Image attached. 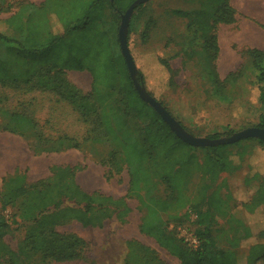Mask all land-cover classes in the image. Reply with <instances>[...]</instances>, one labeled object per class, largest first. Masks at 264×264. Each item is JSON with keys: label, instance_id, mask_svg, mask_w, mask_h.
Segmentation results:
<instances>
[{"label": "trees", "instance_id": "16d2710c", "mask_svg": "<svg viewBox=\"0 0 264 264\" xmlns=\"http://www.w3.org/2000/svg\"><path fill=\"white\" fill-rule=\"evenodd\" d=\"M69 1L71 0L55 1L54 11L57 5L60 6L64 21L59 23L63 28L60 33L54 31L51 15L46 18L45 10L38 13L37 20L29 16L28 21L22 25L25 43L0 33V43L6 51L0 53V87H19L22 84L30 86L37 80L38 87L54 93L60 101L68 103L85 124H94L92 133L90 132L83 140L84 144L98 140L100 138L98 130L112 123L110 131L116 134L120 142L121 154L117 156L111 153L110 159L107 162L103 161L102 164L116 166L118 173L128 170L130 174L128 195L137 197L143 211L141 233L155 239L160 247L176 257L181 264H264V242H256L243 253H238L233 250H220L213 234L216 215L226 213L229 205L237 202L232 192V181L243 170L246 172L242 179V189L251 192V195L242 207L252 216L256 215L258 209L264 211V172L251 173L250 160L256 149L252 148L249 151L246 146L239 145L238 150L233 151L232 147L241 141L231 146L192 147L178 138L161 116L140 98L121 50L117 48L119 41L106 29L108 20L105 13L109 8L116 15L120 14L121 18L136 0H114L113 3L112 0H80L79 5L72 3L67 10ZM214 1L217 4L214 8L206 7L191 12L177 10L175 15L187 20L189 44L194 45L199 39L203 42L208 58L209 76L213 84V96L227 102L230 110L241 107L246 112L245 117H249L251 115L247 113L252 114L253 108L248 110L243 100L232 99L228 91L231 85L245 76L244 68L240 67L222 80L216 66L220 54L217 29L220 25L235 24L237 11L231 0ZM4 3L5 0H0V7ZM143 8L144 6H138L135 13L142 15ZM40 9L43 7H39L38 11ZM52 13L55 12H50ZM195 13L198 14L196 18ZM137 15L131 20L129 35ZM200 16L206 17V23ZM153 25L152 20L145 23L142 32L143 45L150 41L155 28ZM35 34L42 36L38 42L33 39ZM140 48L144 51L150 50L144 46ZM130 51L139 71L138 80L150 95L159 101L150 91L147 76L136 59L138 57L136 51L142 52L131 47ZM65 53L71 60H76L79 56L78 63L89 61V65L81 64L76 68L66 66L60 62V56ZM245 54L252 64L253 83L258 89L259 103L263 110L256 127L264 129V50L248 48ZM50 55L60 59L47 63L49 61L47 57ZM9 57L11 61H8ZM158 62L168 69L173 76L171 82H174L175 72L170 67L169 59L158 55ZM37 64L40 65L38 68ZM68 71H88L93 78L92 91L85 92L72 83L67 78ZM101 90L110 94H100ZM102 96L115 98L116 103L113 104H117L119 119L135 129L136 138L126 141L120 137L124 135V131L115 125L116 122L108 118L103 119L106 105L103 107L99 102ZM1 102L3 101L0 99ZM159 102L164 106L161 101ZM169 113L172 115L170 111ZM11 118L15 125L8 130L13 133L23 135L24 132L36 127L34 119L24 113H12ZM180 124L190 132L181 122ZM230 135L232 133L213 134L208 137L218 139ZM59 140L60 145H66L67 149L81 148V142L74 138L62 137ZM250 140L253 139L242 141ZM257 140V148L261 147L264 150V142ZM143 164L148 165L151 180L166 187V194L149 192L146 186L149 180L133 174V171ZM80 169L79 166L72 168L55 165L50 169V177L35 184L27 183L25 177L21 175L9 177L8 180L2 179L0 264L73 262L103 264L100 258L94 256L90 242L76 234L60 233L57 227L77 221L83 227L102 228L107 220H124L130 213V208L125 199H114L97 191L90 193L83 190L77 182V172ZM108 178H111L110 173ZM196 178L201 182V194L198 202L194 204L188 193ZM143 191L146 192L145 195L142 194ZM8 207L14 209L11 216L14 223L23 220L30 224V233L20 244L19 253L12 250L5 241L10 224L4 219L2 212ZM170 211L184 212L185 217L196 226L194 235L199 240L197 249H192L184 240L171 234L169 221L164 217ZM242 223L240 231L242 235L231 242L233 248H241L243 241L254 236L253 228L251 229L247 223ZM124 246L125 251L120 264H165L155 249L137 240H127ZM35 254L41 255L40 261L29 262V257Z\"/></svg>", "mask_w": 264, "mask_h": 264}, {"label": "rangeland", "instance_id": "374dc122", "mask_svg": "<svg viewBox=\"0 0 264 264\" xmlns=\"http://www.w3.org/2000/svg\"><path fill=\"white\" fill-rule=\"evenodd\" d=\"M55 1L57 0L47 2L46 0H5L3 6L0 7V33L25 43L22 25L28 21L29 16L37 20L38 13L43 10H45L46 18L51 15L54 31L60 33L63 28L59 23L64 21L60 6L57 5L54 11ZM79 1H69L67 10L70 9L72 3L79 5ZM231 4L237 11V22L233 25H220L217 29L220 47L216 64L217 73L223 80L229 73L240 67L244 68L245 76L236 84L231 85L228 91L232 99L243 100L248 110L253 108L252 114L247 113L251 115L249 117H245L246 112L241 107L230 110L227 102H222L213 96V84L209 76L208 58L203 42L199 39L194 45L189 44L190 34L186 32L187 20L175 15L177 10L191 12L206 7L214 8L217 6L214 0H150L142 5L144 6L142 15L134 13L137 17L132 23V32L128 35L129 46L142 52L136 51L138 55L136 59L147 76L150 91L178 121L197 137L233 134L256 127L263 111L259 103L258 89L253 83L252 64L245 50L248 48L264 50V0H231ZM41 6L43 9L38 11ZM52 11L55 13L50 14ZM105 13L108 20L106 29L119 41L120 14L116 15L109 8ZM197 15L195 13L194 17L196 18ZM200 19L205 23L207 21L205 16H200ZM150 20L155 28H153L150 41L147 45H143L142 32L145 23ZM41 38L42 36L38 34L33 37L35 42ZM119 46L118 42L117 48L120 50ZM143 46L154 48L152 58L147 55L148 52L140 48ZM5 52L0 43V53ZM158 55L169 59L170 67L175 72L174 82H171L172 74L158 62ZM60 58L62 64L74 68L81 64L89 65V61L78 63L79 56L76 60H71L65 53ZM60 58L50 55L47 57L49 59L47 63L55 62V59ZM9 60L11 61L10 57ZM39 66V64L36 65L37 68ZM67 78L85 92L92 91L93 78L88 71H68ZM36 84L37 80H34L30 86L22 84L19 87H0V99L3 101L0 103V192L3 178L8 180L9 177L21 175L25 177L27 183L35 184L51 176L52 166L72 168L79 166L81 169L77 172V182L83 190L90 193L97 191L114 199H125L130 213L124 220L105 221L102 228L83 227L79 222L73 221L57 227L58 232L76 234L90 242L94 256L100 258L103 264H120L125 251L124 243L127 240H137L155 249L165 264H181L176 257L160 247L155 239L141 233L143 211L137 197L128 195L130 182L128 170L125 169L122 173H118L116 166L109 163H105L106 166L102 164L103 161L107 162L110 159L111 153L117 156L121 154L120 142L116 134L110 131L113 127L112 123L98 130L100 137L98 140L84 144L83 140L94 128V124H85L68 103L60 101L54 93L43 90ZM100 92V94H110L104 90ZM101 101H99L101 106L106 105L103 119L108 118L123 129L124 135L120 137L126 141L136 138L135 129L119 119L117 104H113V102L116 103L115 98L102 96ZM12 113H24L30 116L34 119L36 127L24 132L23 135L9 131L8 129L15 125L11 118ZM62 137L76 139L81 142V148L67 149L66 145H60L59 139ZM240 143L233 146L232 150L237 151L239 145L246 146L249 151L252 148L256 149L250 160L251 173H263L264 150L261 147L257 148L258 140L253 139ZM245 172L243 170L237 174L232 181V192L237 202H232L226 213H220L215 217L213 234L220 250L243 253L250 245L264 242V211L258 209L256 215L252 216L242 207L251 195V192H245L242 189ZM108 173L111 175L110 179ZM133 174L149 180L146 184L149 192L166 194L167 190L164 185H157L156 181L151 180L147 164L136 168ZM189 188L188 195L195 204L201 194L200 179L196 178ZM213 192L214 190L211 191ZM142 194L145 195L146 192L143 191ZM13 212L14 209L11 207L2 212V216L10 224L5 241L12 250L19 253L20 244L30 233V224L23 220L14 223L11 218ZM164 217L166 221H169L171 234L175 237L179 238L182 231L194 234L196 230V226L185 217L184 212L170 211ZM242 222L249 224L251 229L253 228L254 236L243 241L241 248H233L231 242L242 235L240 232ZM41 258L40 254H35L29 257V262L35 263Z\"/></svg>", "mask_w": 264, "mask_h": 264}, {"label": "water", "instance_id": "95a60500", "mask_svg": "<svg viewBox=\"0 0 264 264\" xmlns=\"http://www.w3.org/2000/svg\"><path fill=\"white\" fill-rule=\"evenodd\" d=\"M149 1L150 0L134 1L127 9V11L121 15V25L118 32L120 50L122 56L126 61L130 78L132 79L135 89L138 92L140 98L161 116L163 121L170 127L172 132L176 134L178 138L192 147L203 148L232 145L246 139H259L264 142V129H261L259 127L247 128L240 132L233 133L230 136L221 137L218 139H211L209 137H197L188 132L159 101H157L150 95L146 87L138 80L139 71L131 54L128 41L129 25L136 8L138 6L147 4Z\"/></svg>", "mask_w": 264, "mask_h": 264}, {"label": "built area", "instance_id": "2783aa9c", "mask_svg": "<svg viewBox=\"0 0 264 264\" xmlns=\"http://www.w3.org/2000/svg\"><path fill=\"white\" fill-rule=\"evenodd\" d=\"M179 238L184 240L192 249H197L199 246V240L193 233L187 234L185 231H182Z\"/></svg>", "mask_w": 264, "mask_h": 264}, {"label": "crops", "instance_id": "0c3cea01", "mask_svg": "<svg viewBox=\"0 0 264 264\" xmlns=\"http://www.w3.org/2000/svg\"><path fill=\"white\" fill-rule=\"evenodd\" d=\"M148 48H150V47H148ZM153 49H154V48H150V50L145 51V52H148L147 55L150 56L151 58H152V55H153V54H152ZM90 75H91V74H90ZM79 88H81V87H79ZM81 89H82V88H81ZM82 90H83V89H82Z\"/></svg>", "mask_w": 264, "mask_h": 264}]
</instances>
